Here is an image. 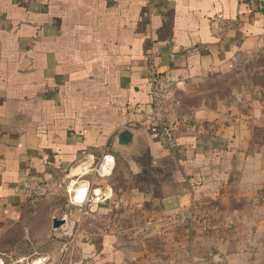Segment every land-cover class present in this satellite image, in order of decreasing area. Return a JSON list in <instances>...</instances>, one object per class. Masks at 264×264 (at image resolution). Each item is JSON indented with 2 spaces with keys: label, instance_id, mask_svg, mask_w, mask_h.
Masks as SVG:
<instances>
[{
  "label": "crops",
  "instance_id": "crops-1",
  "mask_svg": "<svg viewBox=\"0 0 264 264\" xmlns=\"http://www.w3.org/2000/svg\"><path fill=\"white\" fill-rule=\"evenodd\" d=\"M217 17L236 25L221 36ZM263 41L260 0H0L1 264H239L228 231L181 222L213 209L238 224L256 203L264 162L250 148L264 108L188 99ZM150 56L183 101L175 151L149 121ZM58 181L92 200L23 197L27 184ZM122 205L152 213L141 232L158 220L157 250L116 224ZM100 220L109 230L96 234Z\"/></svg>",
  "mask_w": 264,
  "mask_h": 264
},
{
  "label": "rangeland",
  "instance_id": "rangeland-1",
  "mask_svg": "<svg viewBox=\"0 0 264 264\" xmlns=\"http://www.w3.org/2000/svg\"><path fill=\"white\" fill-rule=\"evenodd\" d=\"M221 100L228 102L229 105H239L246 114L252 109V105L253 109L264 108V41L258 48L242 52L238 55L227 72L210 78L200 86L198 96L188 99L190 104L195 106L204 102L214 105ZM250 152L252 154H256L257 152L261 154L262 161L264 162V126L256 129L254 144L250 148ZM112 166L110 162H107L102 173L106 174ZM82 187L79 186L74 189H81ZM62 208L61 204H56L53 212H63ZM205 212L213 213L212 219L216 223L227 222L225 216L215 214L213 209L202 211L200 214H204ZM244 212L245 217L240 223L232 222L234 223L232 228L220 230L218 233L223 234L228 231L226 232V237L220 238L232 245L234 249L232 255H236L239 264L240 261L244 264H264V189L258 194L255 204H245ZM113 214L117 218L116 224L119 227H128L134 230V232L135 230L139 232L138 235H134L137 244L143 243L145 247L157 250L163 243L161 237L155 233L158 229L154 226H157V219L153 220L155 224L151 230L154 231H140L147 226L148 222L152 221L153 215L150 211L144 213V211H141L135 205L132 207L127 206L126 208L122 205L114 210ZM92 223L95 222L91 221L87 223L89 231H92ZM108 223L109 221L107 220H100L96 225L95 233L100 234L108 231ZM181 223L190 229V221ZM97 228L102 229L99 231ZM197 229L202 234V228L199 226Z\"/></svg>",
  "mask_w": 264,
  "mask_h": 264
},
{
  "label": "built area",
  "instance_id": "built-area-1",
  "mask_svg": "<svg viewBox=\"0 0 264 264\" xmlns=\"http://www.w3.org/2000/svg\"><path fill=\"white\" fill-rule=\"evenodd\" d=\"M264 6V0H261ZM214 24L218 26L219 33L224 36L225 33L236 25V21L227 20L222 17H217L213 20ZM174 57V55H173ZM148 62L151 66V114L149 121L159 130V135L165 145L172 151L178 147L177 130L171 117L180 105L179 99L174 96V82L173 80L159 72L155 57L150 56ZM75 184L72 181L66 183L61 181L58 183L43 182L27 184L23 189L22 194L25 200L47 199L49 197H59L64 193L70 198L72 205L76 207H84L91 200L89 188L82 194L77 193L74 189ZM213 213L205 212L200 214L197 212H190L183 221H190L192 227L202 228L205 233H217L220 230H227L232 228L234 223L222 221L221 224L213 221ZM180 220L178 218L174 219Z\"/></svg>",
  "mask_w": 264,
  "mask_h": 264
},
{
  "label": "bare ground",
  "instance_id": "bare-ground-1",
  "mask_svg": "<svg viewBox=\"0 0 264 264\" xmlns=\"http://www.w3.org/2000/svg\"><path fill=\"white\" fill-rule=\"evenodd\" d=\"M111 164L113 165V162L111 161ZM82 171V170H81ZM103 172V171H102ZM111 169L109 170V171H107L106 172V174H104V175H110L111 174ZM73 175H75V174H73ZM86 189H84V187H82L81 189H78L77 190V193L78 194H82V193H84V191H85ZM42 260V259H41ZM42 262L41 261H37V262H35L34 264H41ZM0 264H1V262H0Z\"/></svg>",
  "mask_w": 264,
  "mask_h": 264
},
{
  "label": "trees",
  "instance_id": "trees-1",
  "mask_svg": "<svg viewBox=\"0 0 264 264\" xmlns=\"http://www.w3.org/2000/svg\"><path fill=\"white\" fill-rule=\"evenodd\" d=\"M260 3H261V6H262V10L264 11V6H263L261 0H260ZM179 102H180V105H179V106H181L183 101L179 99ZM178 108H179V107H178ZM58 182H59V181H58ZM43 200H44V199L26 200V201H27L28 203L37 204V203H39V202H41V201H43Z\"/></svg>",
  "mask_w": 264,
  "mask_h": 264
},
{
  "label": "water",
  "instance_id": "water-1",
  "mask_svg": "<svg viewBox=\"0 0 264 264\" xmlns=\"http://www.w3.org/2000/svg\"><path fill=\"white\" fill-rule=\"evenodd\" d=\"M65 223H66V220H62V221H60V220H55V221H54V228H55L56 230H58V229H60Z\"/></svg>",
  "mask_w": 264,
  "mask_h": 264
}]
</instances>
